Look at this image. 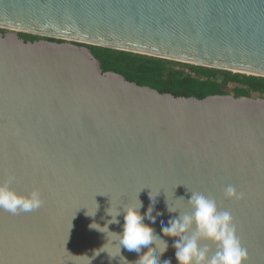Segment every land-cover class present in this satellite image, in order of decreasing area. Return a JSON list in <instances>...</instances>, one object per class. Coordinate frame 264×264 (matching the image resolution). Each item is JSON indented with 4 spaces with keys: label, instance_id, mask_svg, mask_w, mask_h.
<instances>
[{
    "label": "water",
    "instance_id": "water-1",
    "mask_svg": "<svg viewBox=\"0 0 264 264\" xmlns=\"http://www.w3.org/2000/svg\"><path fill=\"white\" fill-rule=\"evenodd\" d=\"M0 29V182L44 201L0 209V264H135L146 249L113 243L123 213L113 232L89 225L111 205L146 213L150 194L161 264H178L161 221L190 213V192L231 213L244 264H264V97L160 92L104 71L87 46L264 76V0H0Z\"/></svg>",
    "mask_w": 264,
    "mask_h": 264
},
{
    "label": "clouds",
    "instance_id": "clouds-1",
    "mask_svg": "<svg viewBox=\"0 0 264 264\" xmlns=\"http://www.w3.org/2000/svg\"><path fill=\"white\" fill-rule=\"evenodd\" d=\"M11 184L12 178L0 182V209L15 215L20 212L34 211L43 205L44 201L38 189H33L30 193H20L13 189ZM190 193L191 195L187 199L192 209L190 213L179 211V215L170 218L167 225L161 221V231L164 237H178L172 244L176 250L175 257L178 264H244L247 259V251L237 236V229L231 213L221 211L213 197L198 192ZM225 196L239 199L242 194L238 193L234 186L229 185L225 189ZM150 198L152 204L146 213H141L143 203L138 198L139 203L120 205L116 211H112V205L108 207L106 215L111 219L107 220L103 226L96 222L89 225L90 229L101 233L113 232L109 226L119 224L118 218L123 213V230L119 233L114 232L119 240L118 242L113 241V243H118L119 254H121L122 248L136 253H141L142 249H146L139 255L135 264H161L160 255L166 252L169 247L168 242L157 235L152 227L157 216L161 213L157 212L156 215H153L156 198L154 200L151 194ZM98 209L97 203L94 212H89L87 208L86 215L94 217ZM167 211L169 213L177 212V209L169 206L168 200ZM146 219L150 223H145ZM203 240L214 243L216 245L215 252H212L207 244H201ZM161 241L164 248L157 254L156 245ZM105 252L110 258H114L107 249ZM163 264H171V261H164Z\"/></svg>",
    "mask_w": 264,
    "mask_h": 264
},
{
    "label": "trees",
    "instance_id": "trees-1",
    "mask_svg": "<svg viewBox=\"0 0 264 264\" xmlns=\"http://www.w3.org/2000/svg\"><path fill=\"white\" fill-rule=\"evenodd\" d=\"M5 30V29H0ZM25 39L44 36L19 32ZM59 40L57 38L45 37ZM100 60L104 71L113 70L128 80L147 85L160 92L203 98L212 94L264 97V76L183 62L174 59L87 44ZM230 87V89H227Z\"/></svg>",
    "mask_w": 264,
    "mask_h": 264
},
{
    "label": "rangeland",
    "instance_id": "rangeland-1",
    "mask_svg": "<svg viewBox=\"0 0 264 264\" xmlns=\"http://www.w3.org/2000/svg\"><path fill=\"white\" fill-rule=\"evenodd\" d=\"M227 89H230V87H227Z\"/></svg>",
    "mask_w": 264,
    "mask_h": 264
},
{
    "label": "flooded vegetation",
    "instance_id": "flooded-vegetation-1",
    "mask_svg": "<svg viewBox=\"0 0 264 264\" xmlns=\"http://www.w3.org/2000/svg\"><path fill=\"white\" fill-rule=\"evenodd\" d=\"M2 31H6V30H2Z\"/></svg>",
    "mask_w": 264,
    "mask_h": 264
}]
</instances>
